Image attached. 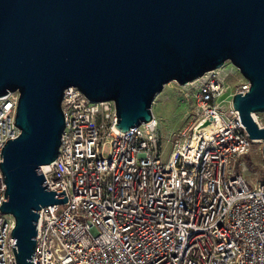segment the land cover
I'll return each mask as SVG.
<instances>
[{
    "label": "built area",
    "instance_id": "2783aa9c",
    "mask_svg": "<svg viewBox=\"0 0 264 264\" xmlns=\"http://www.w3.org/2000/svg\"><path fill=\"white\" fill-rule=\"evenodd\" d=\"M222 67L181 91L197 113L166 161L154 117L119 132L112 101L63 90L58 155L41 173L67 202L40 210L33 264H264V182L249 183L238 161L261 142L231 104L250 84ZM17 98L0 97V150L20 132ZM252 117L264 128V112ZM4 190L0 170V205ZM13 226L0 212V264H15Z\"/></svg>",
    "mask_w": 264,
    "mask_h": 264
},
{
    "label": "water",
    "instance_id": "95a60500",
    "mask_svg": "<svg viewBox=\"0 0 264 264\" xmlns=\"http://www.w3.org/2000/svg\"><path fill=\"white\" fill-rule=\"evenodd\" d=\"M229 62L250 86L231 104L249 138L264 128V0H0V97L17 92L19 134L0 150L2 214L14 219L15 264H33L39 212L66 201L41 167L58 155L63 90L112 101L114 128L149 122L156 94Z\"/></svg>",
    "mask_w": 264,
    "mask_h": 264
},
{
    "label": "rangeland",
    "instance_id": "374dc122",
    "mask_svg": "<svg viewBox=\"0 0 264 264\" xmlns=\"http://www.w3.org/2000/svg\"><path fill=\"white\" fill-rule=\"evenodd\" d=\"M231 71L232 75L228 81H232L234 76L242 77L239 71L229 62H225L221 72ZM191 83V82H190ZM186 85H178L169 82L163 86L160 93L156 94L151 104V113L156 119L159 134L163 143V160L166 161L173 145L181 139V133L189 127L196 116V109L181 98V91L196 86V82ZM250 163H248L247 161ZM238 161L245 163V170L242 175L252 185L264 182V161L261 156L259 146L253 145L252 151L247 156H243ZM237 171H240L237 166Z\"/></svg>",
    "mask_w": 264,
    "mask_h": 264
},
{
    "label": "bare ground",
    "instance_id": "6f19581e",
    "mask_svg": "<svg viewBox=\"0 0 264 264\" xmlns=\"http://www.w3.org/2000/svg\"><path fill=\"white\" fill-rule=\"evenodd\" d=\"M190 84H191V83H190ZM208 120H209V118L206 119V120H203V121L197 126L196 130H201V129L205 126L206 122H208Z\"/></svg>",
    "mask_w": 264,
    "mask_h": 264
},
{
    "label": "trees",
    "instance_id": "16d2710c",
    "mask_svg": "<svg viewBox=\"0 0 264 264\" xmlns=\"http://www.w3.org/2000/svg\"><path fill=\"white\" fill-rule=\"evenodd\" d=\"M247 161H248V158H247ZM248 163H250L249 161H248ZM264 175V174H263Z\"/></svg>",
    "mask_w": 264,
    "mask_h": 264
}]
</instances>
